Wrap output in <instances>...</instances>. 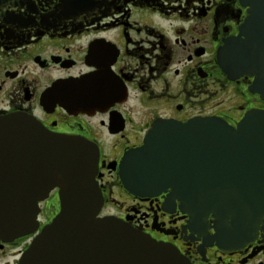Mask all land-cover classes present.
<instances>
[{"label":"flooded vegetation","instance_id":"af4514ba","mask_svg":"<svg viewBox=\"0 0 264 264\" xmlns=\"http://www.w3.org/2000/svg\"><path fill=\"white\" fill-rule=\"evenodd\" d=\"M247 17L243 0H0V116L26 115L97 146L100 217L189 264H264V215L190 214L171 189L136 196L119 176L156 123L219 119L237 129L264 112L254 78L230 79L218 58ZM58 192L39 203L34 234L0 238V264H20L59 214Z\"/></svg>","mask_w":264,"mask_h":264},{"label":"water","instance_id":"95a60500","mask_svg":"<svg viewBox=\"0 0 264 264\" xmlns=\"http://www.w3.org/2000/svg\"><path fill=\"white\" fill-rule=\"evenodd\" d=\"M243 4L248 17L219 63L230 79L253 77L251 90L264 98V0ZM98 169L89 141L51 133L26 115L0 116V238L34 234L39 203L59 191V214L20 264H189L176 249L99 216ZM119 176L136 196L171 189L190 214L264 215V112L249 113L237 129L219 119L156 123L124 155Z\"/></svg>","mask_w":264,"mask_h":264}]
</instances>
